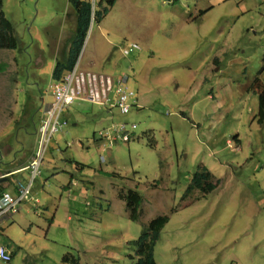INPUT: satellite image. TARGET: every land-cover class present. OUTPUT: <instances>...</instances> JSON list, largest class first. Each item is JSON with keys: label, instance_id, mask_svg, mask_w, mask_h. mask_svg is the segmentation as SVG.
Instances as JSON below:
<instances>
[{"label": "rangeland", "instance_id": "374dc122", "mask_svg": "<svg viewBox=\"0 0 264 264\" xmlns=\"http://www.w3.org/2000/svg\"><path fill=\"white\" fill-rule=\"evenodd\" d=\"M91 1L97 10L100 0ZM210 1L204 24L185 21L196 0H118L103 22L92 20L81 68L114 75L127 68L136 104L123 115L76 101L36 178L10 177L32 182L18 217L0 218L13 238L0 229L12 264H135V240L160 214L170 220L155 246L158 264H264V113L248 91L264 65V0ZM3 7L20 44L0 49V153L22 150L26 159L39 148L52 70L75 17L69 0H3ZM131 42L142 48L124 54L127 62L122 50ZM114 121L128 131L137 123L135 138L109 145L99 132ZM201 165L218 187L185 196ZM129 189L143 196L139 219L120 196Z\"/></svg>", "mask_w": 264, "mask_h": 264}, {"label": "built area", "instance_id": "2783aa9c", "mask_svg": "<svg viewBox=\"0 0 264 264\" xmlns=\"http://www.w3.org/2000/svg\"><path fill=\"white\" fill-rule=\"evenodd\" d=\"M141 48L139 43L131 42L124 46L123 50L128 55ZM80 60L78 59L74 68L66 72L60 79H52L48 89V92L51 93V100L46 104L45 114L38 127L41 134L39 148L35 151L28 166L32 173V181L41 171L40 166L53 135L68 122L62 118L63 113L69 110L76 101H88L106 105L107 108H118L123 115L130 114L136 104L135 91L131 86V76L125 72L128 71L127 68L117 75L97 73L82 69ZM127 65L128 68H133V64L128 63ZM130 125L128 131L127 123L113 122L111 125L103 127L99 135L106 138L109 145L120 139L130 141L135 138V130L138 128L135 122ZM31 184L32 182L22 187L17 194L9 191L0 194V218L18 211L19 206L30 193ZM11 260V251L6 246H0V261L9 262Z\"/></svg>", "mask_w": 264, "mask_h": 264}, {"label": "trees", "instance_id": "16d2710c", "mask_svg": "<svg viewBox=\"0 0 264 264\" xmlns=\"http://www.w3.org/2000/svg\"><path fill=\"white\" fill-rule=\"evenodd\" d=\"M116 1L117 0H100L99 8L93 10V3L91 0H69L75 15V30L73 34L66 39L63 49L56 58L52 71V79H60L66 72L74 68L78 62L92 20L100 23L109 13L113 5H115ZM104 3H106V5H104ZM19 44L20 38L16 33L15 24L6 16L3 0H0V49H18ZM216 61L218 60L216 59ZM263 72L264 65L258 72L260 75L256 76L250 86H248V91H252L259 95V108L261 113H264V86L262 89L257 90L255 84L257 81L263 84L261 78ZM262 117H264V115ZM27 153H29V151ZM25 163L26 160L19 161L17 163L19 167L17 168L25 166ZM105 173L110 176L118 175L116 172ZM219 182L220 179H217L207 166L201 165L191 178L185 196L194 197L195 195V198L198 199L215 190ZM197 192L200 194L199 196H196L195 193ZM120 196L126 200L128 207L131 209V217L133 219H139L141 215L139 208L143 201L141 193L138 190L129 189L127 191H121ZM169 220V214H160L149 221L142 235L135 240L138 255L135 264H158L154 257L155 246L163 228ZM71 260L74 263L80 264L77 258H72Z\"/></svg>", "mask_w": 264, "mask_h": 264}, {"label": "crops", "instance_id": "0c3cea01", "mask_svg": "<svg viewBox=\"0 0 264 264\" xmlns=\"http://www.w3.org/2000/svg\"><path fill=\"white\" fill-rule=\"evenodd\" d=\"M161 1H163V4H165V5H170L171 6V5H176V4L180 3V1H182V0H161ZM196 1H197V3L195 4L194 9L191 11L190 17H188L186 15L185 16V21L186 22L194 21L197 24H204L205 18L209 16V10L214 5H209L210 2H211L210 0H196ZM225 1H227V0H224V2ZM114 6L115 5H113V7L110 9L109 13L112 12ZM72 10H73V8H72ZM93 10H94V5H93ZM162 10H165V9H162ZM73 14H74V11H73ZM176 14H178V12ZM74 17H75V15H74ZM103 20H102V22H103ZM122 51H123V59L122 60H124V59L126 60V58H127L125 56L126 54L124 53V50H122ZM216 57H219V56H216ZM216 57L209 58L207 60V62H209V64L213 63V62H217L216 61ZM122 60L117 63V66L122 63ZM126 61L123 62L124 63V67L127 65L128 61L127 62ZM116 69H117V67H116ZM88 71H92V70L88 69ZM110 74H113V72H111ZM112 110H114V108H112V107L106 108V113L110 114ZM26 150H27V148L24 151H26ZM34 150H35V148H33V150H31V151L29 150V153H27V156H26L27 158L26 159L25 158H21L22 150H21V152H19V151H12L11 153L7 152V153H5L7 155L6 158H4L5 157L4 153H0V194L2 192H4V191H9V192H12L14 194L15 193L17 194L21 190V188L26 185L24 183H21V181H17L16 183L12 182L10 180V177L14 176L15 174H18L20 172H23V171L27 172L28 175L30 174L31 170H30V168L28 166H29V164L31 162V159H32L33 155L35 154ZM21 160H26L25 166L17 168V167H19L17 165V163L19 161H21ZM77 165H78V167H81L82 164L77 162ZM71 178H73L72 179V182H73L74 176L72 175ZM261 181L264 184V180L261 179ZM263 188H264V185H263ZM15 213L16 212L9 213L3 218H6L5 219L6 221H7L8 218H11L12 216H16V218H17L19 214H17V213L15 214ZM2 223H3V221L0 222V229H2V233L4 232V234L7 236L8 239H13L11 236H9L7 234V230H4V227H2L3 226ZM0 246H6L12 253V260L9 261V262L2 261V264H12V261H13L14 255H15V252H14L13 248L11 246H9V245H0Z\"/></svg>", "mask_w": 264, "mask_h": 264}]
</instances>
